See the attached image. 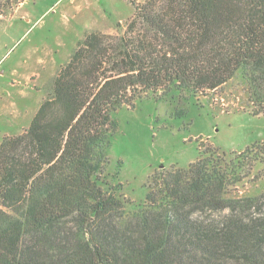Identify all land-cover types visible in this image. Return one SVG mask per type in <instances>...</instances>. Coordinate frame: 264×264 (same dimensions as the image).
Masks as SVG:
<instances>
[{
	"label": "trees",
	"instance_id": "16d2710c",
	"mask_svg": "<svg viewBox=\"0 0 264 264\" xmlns=\"http://www.w3.org/2000/svg\"><path fill=\"white\" fill-rule=\"evenodd\" d=\"M20 3L0 0V19ZM237 72L264 114V0H144L118 35L86 32L27 129L0 143V264H264V192L227 197L263 163L254 146L154 173L129 218L105 178L117 111Z\"/></svg>",
	"mask_w": 264,
	"mask_h": 264
},
{
	"label": "rangeland",
	"instance_id": "374dc122",
	"mask_svg": "<svg viewBox=\"0 0 264 264\" xmlns=\"http://www.w3.org/2000/svg\"><path fill=\"white\" fill-rule=\"evenodd\" d=\"M69 1L29 0L23 10H33L35 18L24 29L16 21L7 22L21 3L0 19V23L7 22L0 24V71L4 73L0 76V143L27 129L46 97L49 81L86 32L118 35L133 18L135 6L144 2L85 0L86 6L81 5L89 8L91 19L76 25L72 20L77 13L67 7L74 0ZM36 44L43 48L44 62L51 61L53 46L64 61L56 68L41 70L34 63ZM56 62H60L58 58ZM160 95L149 93L134 108L122 107L114 114L118 130L107 151L106 173L115 179L105 178L129 202L126 218L142 205L154 173L172 167L185 169L199 158L200 151L211 148L228 154L254 146L263 163H256L247 177L230 187L227 197L242 199L264 192V114L252 115L255 108L240 72L221 87L187 100L172 94L156 100ZM117 182L120 187L115 186Z\"/></svg>",
	"mask_w": 264,
	"mask_h": 264
},
{
	"label": "crops",
	"instance_id": "0c3cea01",
	"mask_svg": "<svg viewBox=\"0 0 264 264\" xmlns=\"http://www.w3.org/2000/svg\"><path fill=\"white\" fill-rule=\"evenodd\" d=\"M29 0H24L20 5L19 7L15 10V12L13 13V15H11L9 17V19L7 20L11 22L13 21H16L19 23V25H22L23 26V29L26 28L27 26H29L33 21H34V12L33 10L31 9H28V10H23L24 7L27 5ZM69 2L72 3V1L70 0ZM85 0H74V2L72 4H68L67 7L70 9L71 12L73 13H77V16H75V18L72 20L73 23H76V25H78L79 23H81V21H85V19L87 18H90V10L89 8L86 10V9H83V6L81 5L82 3L85 5L87 3H84ZM75 3V4H74ZM79 3V4H78ZM74 4V5H73ZM70 5V6H69ZM86 6V5H85ZM79 19H78V18ZM91 19V18H90ZM80 21V22H79ZM6 21L5 22H1L0 24L2 23H7ZM32 25V24H31ZM35 25V23H34ZM48 28L50 29V27L48 26ZM52 33V31L50 32ZM54 49L52 50V53L54 54L52 56V59L51 61H48V62H44V60L42 59L44 56H43V48L41 47V45H38L36 44L34 46V48L32 49L33 50V53L35 55H37V59L34 61L35 65H39L38 67L43 70V69H53V68H56L58 66H60L61 62L64 61L62 60L61 58V54L60 52L59 53H55V46H53ZM41 48V49H40ZM31 50V51H32ZM62 52V48H59L58 51ZM40 51V53H38ZM59 59V63L56 62V59ZM41 63V64H39ZM47 63V64H45ZM0 76L4 77V73L0 71ZM29 78V75L27 76Z\"/></svg>",
	"mask_w": 264,
	"mask_h": 264
}]
</instances>
